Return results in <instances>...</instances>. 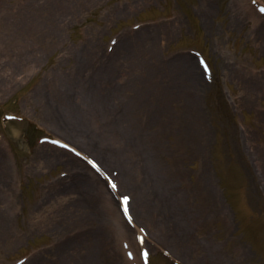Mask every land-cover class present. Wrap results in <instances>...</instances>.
<instances>
[{"label": "rangeland", "instance_id": "1", "mask_svg": "<svg viewBox=\"0 0 264 264\" xmlns=\"http://www.w3.org/2000/svg\"><path fill=\"white\" fill-rule=\"evenodd\" d=\"M39 1L0 0V264H12L27 251V264H121L113 233L115 215L99 188L98 193L88 191V182L84 194L72 192V186L63 192L60 188L65 182L72 185V179L76 184L70 169H84V163L67 155L59 162H40L45 160L42 151H58L39 146L36 138H62L91 156L101 154L106 169H119L109 162L108 150L100 152L95 146L90 152L63 135L53 126L47 107L69 100L78 85L85 89L92 82L112 90V81L122 75L128 84L132 75V83L139 85L136 114L124 131L137 140L138 123L152 118L151 127L160 129L161 149L170 153L167 172L185 185L198 222L192 238L163 235L164 246L195 264H206L199 258L197 242L206 235L219 247L224 264H264V52L252 47L245 35L248 21L236 19L242 18L240 10L248 12L239 7L235 11L241 0H78L70 6L73 11H67L69 0H48V20L58 21L61 37L51 41L50 31L45 37L36 29V36L47 38L48 49L37 51L35 46L34 58L17 34ZM142 36L157 38L153 47L139 53L143 65L126 72L125 58ZM111 37L118 43L109 49ZM191 49L208 57L211 83L202 79L193 84L183 74L181 58L191 55L195 63ZM11 57L18 61L12 63ZM5 112L23 119L6 121ZM145 129L150 127L144 126L143 133ZM110 132L114 148L120 147L118 137L124 133ZM61 171L69 177L59 178ZM121 189L119 193L128 191L133 197L131 189ZM82 200L90 214H80ZM72 204L78 215L61 225L59 215L67 216ZM135 218L138 225L153 230L158 226L148 214ZM76 227L79 237L72 240L68 234ZM159 258L156 255L151 264H172Z\"/></svg>", "mask_w": 264, "mask_h": 264}, {"label": "bare ground", "instance_id": "2", "mask_svg": "<svg viewBox=\"0 0 264 264\" xmlns=\"http://www.w3.org/2000/svg\"><path fill=\"white\" fill-rule=\"evenodd\" d=\"M77 1L78 0H69L67 2V6H69L67 11H73L74 8H70V6H74ZM209 1L211 2L212 0ZM50 4L48 0H40L38 3H35L28 18L23 19V28L19 29L20 34H17V37H21L22 41L26 43L30 55L34 56V58H37L36 51L33 50L35 46H38L37 51L40 49V51L45 52L48 49L46 45L47 38L45 37H48L49 31L51 32L49 36L50 40L57 41L61 37V34L58 32L61 29V25L58 21H55L56 23L53 21L50 24V19L48 18L51 14V12L48 13V5ZM234 9L235 11L239 10L237 6H234ZM240 15L242 18L248 17L247 14H244L241 10ZM255 15L264 18V15H259L258 13ZM236 19L240 20L241 18L239 17ZM262 25H264V23L260 24L257 28L260 29ZM36 29H39L45 37L36 36ZM146 36L148 37V35ZM146 36H142V39L140 38L136 43L135 48L128 53L129 56H126L124 62V69L126 72H129L131 70L130 68L137 67L136 65H143L142 61L138 62L139 53L149 50L150 47L154 46L153 40L157 37H152L153 39H150V37L149 40L145 38ZM42 38H45V40H43L45 42H42ZM121 42L123 43L122 39L120 40V43ZM53 49L52 47V50ZM34 58L33 60H35ZM78 59L76 62L80 61ZM181 59L180 68L188 81L193 84H197L201 81L200 71L195 65L192 57L188 55ZM10 60L12 63L18 61V59L14 57H11ZM132 60L137 62V64ZM149 63H151V58L150 61H147V64ZM21 64H23V62H21ZM125 71H123L124 74L126 73ZM76 79L78 78L76 77ZM137 80H139V78H137ZM69 82L72 85L77 84L71 79ZM112 82L115 87L112 90H107V92L104 91V88L102 89V86L97 87L94 83L92 84V82L89 83L85 89H81L78 85L76 87L77 90L75 89L77 94L73 91V94L68 97L69 100L62 98L58 104L54 103L55 107L52 105H50V108L47 107L50 117L53 120V126L62 131L63 135L80 141L90 152L95 150V146L98 147L99 150L102 148L110 152V154H107L108 160H110L109 162H111L112 166L117 165L119 168L117 172V181L120 187L130 188L134 192L130 204H134V212L136 215L148 214L149 216H154L155 220L153 223L157 222L155 225H158L161 230L164 229L167 236L174 237L178 240L192 238L194 227L198 225L196 224L198 222H194L196 216L194 206L190 203V199L183 188L185 185L183 186L182 182L179 184L178 176H170L167 172L166 162L170 160V153L167 152L165 148L161 149L162 145L160 146V144L162 140L159 127H155V125L151 127L152 118H146L137 125L140 129H138V131L136 130L137 132H135V134H140V136H138L139 139H132L130 135H127L131 133L124 131L127 128H131L133 116L136 114L135 105L138 102V95H136V92L139 85H134L132 83V75L129 82L130 85L128 84V77H125V75L118 77ZM45 102L48 103L47 99H45ZM94 117H98L99 120L95 121V119H93ZM144 126L150 127V129L144 130L147 131V133L142 132ZM116 129H120L124 133V136L118 137L119 143H121L120 147L116 146V148H114L113 137L115 135L113 131ZM110 131L113 132L114 136L111 135ZM100 141L101 143L98 145L97 142ZM109 143H112V146H109ZM42 152L43 157L45 156V160L43 158L39 160L40 162L48 164L53 161L59 162L64 156L59 152ZM94 156L97 160L101 158V154L96 156L94 153ZM103 162L105 163V161ZM76 173L78 180H76V184L75 180L73 181L72 185L74 189H72V192L76 194L81 192L84 194L85 191H87V173L80 170H77ZM205 186L206 188L209 186L206 179ZM90 189L88 184V191ZM137 189L138 191H136ZM135 191L137 192L136 194ZM81 204L80 214H90L89 210H87L86 202L82 200ZM75 206L76 205L72 204L68 208L69 212H67V216L63 213L59 215V223L61 225L67 226L65 225V220L73 221L72 219L76 218L78 212L74 210ZM83 207L86 210H83ZM147 231L149 233L147 241H150L151 237L156 240L162 238V234L159 230L157 232L154 230L152 231L148 226ZM208 238L209 237L206 235L200 237L198 241L194 238L198 242V245H200L202 252L200 257L201 261L206 264H224L222 261L223 255L219 247L210 242ZM180 259L184 261V258Z\"/></svg>", "mask_w": 264, "mask_h": 264}]
</instances>
